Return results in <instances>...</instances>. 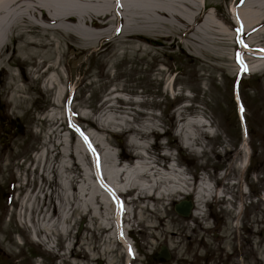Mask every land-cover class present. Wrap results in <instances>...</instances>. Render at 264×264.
I'll use <instances>...</instances> for the list:
<instances>
[{"label":"rangeland","instance_id":"374dc122","mask_svg":"<svg viewBox=\"0 0 264 264\" xmlns=\"http://www.w3.org/2000/svg\"><path fill=\"white\" fill-rule=\"evenodd\" d=\"M114 1L123 7L88 37L0 12V264H199L223 251L264 264V57L243 53L264 54V25L239 33L264 0H185L201 11L190 32ZM168 1L151 0L191 13ZM152 161L175 179L168 189L184 179L188 190L147 205L118 195L91 217V181L106 196L108 172ZM202 194L212 197L188 218L174 212Z\"/></svg>","mask_w":264,"mask_h":264},{"label":"bare ground","instance_id":"6f19581e","mask_svg":"<svg viewBox=\"0 0 264 264\" xmlns=\"http://www.w3.org/2000/svg\"><path fill=\"white\" fill-rule=\"evenodd\" d=\"M142 1L144 2L140 3ZM81 2H87L91 5L95 4L96 7L97 3H99L101 6V10H98L97 7L96 10L98 12L97 14H95L96 16H92V13H89V10L85 9ZM168 2L172 6H174L175 4H179V6L187 9L191 13H187V11L183 12L182 14H178L175 12L169 13L164 9H157V6L152 4L151 0H138L134 3L127 5V7H130L132 10H139L144 7L145 9L153 12V14L157 16L174 15L175 20L182 24L187 32L192 31L193 25L200 17L199 14L201 13V11H197L195 13L196 10L194 6L186 2L185 0H174ZM73 5L76 7V11L70 8L73 7ZM81 5L82 7H77ZM118 5L123 7L122 4L114 0H0V12H2V14L5 13L8 16H12L17 11L22 9L20 14H22L23 16L19 19L26 20L28 16H32L37 22L34 27L43 26V28H45V26L42 24L44 23L49 26H54V30H63L65 32L79 31L84 36L88 37L92 36L90 29L93 27H97L96 20L99 19V17L109 18L111 16V13H114V10L111 11L110 8L115 6L118 7ZM229 14L233 18L235 24L240 26L234 8L230 10ZM244 15L247 21L246 25L248 24V26L244 27L243 31L242 29L239 30L242 39L247 38L254 30H258L264 25V11L255 12L251 15H249V12H245ZM247 17H249V19H247ZM87 20H90V22H87ZM215 27L217 26L214 25L213 22H209L207 24L203 23L202 26L199 28V33L202 32L203 28L209 30ZM6 31L7 30L5 29V27H0L1 42L6 36ZM93 36L98 37L100 36V34H94ZM243 53L249 54L253 57H264V54L259 53V51H254V53ZM51 70H55L54 66L51 67ZM237 100L239 101L238 96ZM163 171H165L166 174L171 173V175L173 176L176 175L175 173L177 172V169L171 166V168H167ZM177 174L179 175L178 172ZM160 175L161 174L157 171V166H155L153 161L152 163H139L136 166L133 165L130 168L121 169L118 172H113L111 170L110 172H108V176L110 177L111 181H114L116 183L117 186L109 187L107 184H104L103 189L109 194H107L106 196L103 193H98L96 182L91 181V193L89 197L91 203V217L96 218L98 215L99 208L97 206V202H100L102 206L107 209L108 203L111 204L114 201H120L118 195H127L131 193L133 194L134 201L137 205H139L140 203H145L147 205L153 203L154 201H157L156 199H158V201H170L172 200V198L177 197L183 191L188 190V183L184 179H181L182 185H173L171 186V189H168L167 187L172 184L173 180L175 179L173 177H159ZM181 176H183L182 173ZM116 191H119L120 193L118 194ZM202 191L205 192L204 190ZM211 197L212 195L202 194L199 203H197V199L195 200L196 202H194V207H198L199 209V204H204V201ZM124 213L125 212H123V214ZM100 224L105 225L102 221L100 222ZM106 226L109 230L110 228L108 227L107 221Z\"/></svg>","mask_w":264,"mask_h":264},{"label":"flooded vegetation","instance_id":"af4514ba","mask_svg":"<svg viewBox=\"0 0 264 264\" xmlns=\"http://www.w3.org/2000/svg\"><path fill=\"white\" fill-rule=\"evenodd\" d=\"M218 256L219 258L217 260H215L214 258L213 259H205V258L200 259L199 264L200 263L210 264V262L212 263L216 262V264H219V263L225 264L229 261V259L231 260L230 264H232V260L236 262L235 264H244V261L249 263L253 260L251 257H249L248 251H233V252L223 251L220 254H218Z\"/></svg>","mask_w":264,"mask_h":264},{"label":"water","instance_id":"95a60500","mask_svg":"<svg viewBox=\"0 0 264 264\" xmlns=\"http://www.w3.org/2000/svg\"><path fill=\"white\" fill-rule=\"evenodd\" d=\"M192 209V203L190 201H181L175 205V212L183 217H188ZM160 257L167 259V249L166 247H161Z\"/></svg>","mask_w":264,"mask_h":264},{"label":"snow or ice","instance_id":"6c2138e0","mask_svg":"<svg viewBox=\"0 0 264 264\" xmlns=\"http://www.w3.org/2000/svg\"><path fill=\"white\" fill-rule=\"evenodd\" d=\"M238 63H241V69H242V70H246V69L244 68L243 63L239 61V58H238ZM81 135H82V138L84 139L85 143L87 144V143H88L87 137H83V134H81ZM117 203H118V202H117ZM129 255H132L131 248L129 249Z\"/></svg>","mask_w":264,"mask_h":264},{"label":"trees","instance_id":"16d2710c","mask_svg":"<svg viewBox=\"0 0 264 264\" xmlns=\"http://www.w3.org/2000/svg\"><path fill=\"white\" fill-rule=\"evenodd\" d=\"M241 90H242V86H240V96H241V98H243ZM248 135H250L249 131H248Z\"/></svg>","mask_w":264,"mask_h":264}]
</instances>
